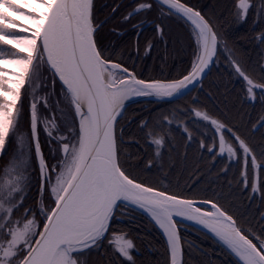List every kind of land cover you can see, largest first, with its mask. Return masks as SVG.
<instances>
[{
    "label": "snow or ice",
    "instance_id": "snow-or-ice-1",
    "mask_svg": "<svg viewBox=\"0 0 264 264\" xmlns=\"http://www.w3.org/2000/svg\"><path fill=\"white\" fill-rule=\"evenodd\" d=\"M132 3L136 6L123 17L126 22L141 12L156 10L189 24L194 47L187 74L173 80L138 79L103 45L100 32L106 21L96 22L94 0H0V158L9 157L0 167V264H91L89 254L105 240L118 257L134 264L133 240L112 227L121 205L145 212L162 230L169 264H186L177 218L206 229L240 264H264V224L253 227L241 222L219 199L198 202L161 190L142 181L122 159L119 121L126 101L139 96L172 99L187 95L201 84L221 42L216 25L188 0ZM232 7L233 15L243 21L252 10L264 13V0H233ZM156 28L162 33L159 25ZM257 39L264 42V33ZM147 47L150 51L152 45ZM230 63L245 82V99L264 103V62L259 65L260 74L234 59ZM41 69L50 73L53 85L59 83L62 99L55 106L49 102L53 92L35 95ZM25 96L30 97V135L20 127ZM38 106L59 114L41 119ZM188 111L210 131L190 127L189 121L180 119L188 115L181 109L140 122L154 159L163 160L166 145L172 144L173 128L182 130L188 144L195 140L200 150L211 154L213 163L218 157L225 159L222 173L239 163V183L251 195L264 197V140L254 142L206 110ZM41 123L47 158L39 140ZM251 127L253 131L264 127V115ZM34 165L39 172L35 210L24 207ZM152 166L149 160L147 168ZM21 209L23 215H18ZM259 220L264 221V212L259 213Z\"/></svg>",
    "mask_w": 264,
    "mask_h": 264
},
{
    "label": "trees",
    "instance_id": "trees-1",
    "mask_svg": "<svg viewBox=\"0 0 264 264\" xmlns=\"http://www.w3.org/2000/svg\"><path fill=\"white\" fill-rule=\"evenodd\" d=\"M188 2L216 25L233 59L242 67L255 69L256 73L260 74L259 65L264 62V42L257 37L264 33V13L252 10L247 18L241 21L233 15V0H188ZM135 6L132 0H110L102 7L104 9L102 15H106V22L101 29L100 37L107 51L114 54L117 62L122 59L124 66L143 78L177 79L181 74H186L191 66L194 47L189 24L175 16H162L156 10L145 12L148 14L146 18H143L142 12L129 21H124L123 17ZM97 8L96 6L94 10L96 16ZM113 8L117 10L113 12ZM142 20L160 23L162 33L157 31L155 24L132 28ZM110 28L120 30L121 34L109 32ZM149 43L152 48L146 54ZM244 84L245 82L237 77L226 55L220 50L216 64L208 76L199 87L187 95L172 102L151 101L130 105L119 121V127L123 129V140L127 141L122 145L123 152L124 145L127 151L122 159L133 166V170L141 180L147 179L145 164L148 150L152 147L145 143L144 133L139 127L140 122L158 117L160 114L170 115L175 109L188 107L206 110L211 116L230 126L238 127L242 133L252 137L254 142L264 140V127L258 131H253L251 127V123H255L260 115H264V103L259 100L254 104L248 102L245 99ZM27 109L28 106L24 109V117L27 115ZM175 115L180 114L175 113ZM188 120L190 127L197 124L201 131H210L203 122H197L193 118ZM171 135L179 136V139L185 141L180 157L185 154L184 160H190L185 163V167L181 162L173 177L180 188L184 187L185 192L178 189L172 190L175 188L172 184L167 185V190L188 198L219 199L225 207H229L231 212L240 218L241 222L259 227V212L258 210L256 212L255 207L259 198V203L263 204L264 197L255 196L250 199L248 195L245 196V193L243 196L242 184L239 181L238 184H234L232 178L235 175L240 176V164H232V168L237 166V169L235 168V173L229 177L228 171L221 172L226 163L224 158H219L216 163H213L211 154L200 150L195 140L189 145L181 130L173 128ZM132 140L138 143H130ZM7 157L0 158V167L7 164L9 159ZM196 175L200 176V181L203 182L193 187ZM190 185L191 188H189ZM129 213L131 215L125 222H119L115 218L112 227L118 228L124 225V228L129 231L138 251L134 254V264H168L166 240L157 227L142 212H133L129 209ZM187 227L188 231L180 232L185 244L186 264H240L212 236L194 226ZM189 245L192 247H188ZM95 257L97 264H133L118 257L105 242Z\"/></svg>",
    "mask_w": 264,
    "mask_h": 264
},
{
    "label": "rangeland",
    "instance_id": "rangeland-1",
    "mask_svg": "<svg viewBox=\"0 0 264 264\" xmlns=\"http://www.w3.org/2000/svg\"><path fill=\"white\" fill-rule=\"evenodd\" d=\"M109 2H110V0H94L95 9H96V6L98 7L97 8V16L95 14L96 19H97V23L106 21V17H105L106 15L105 14L102 15L103 12H104V9H102V7L104 5H106L107 3H109ZM143 13H144V14H142V15H144L143 18H146L148 14H145V12H143ZM151 24L154 25L155 23L152 22V21H144V20H142L139 23H136L135 25H133L132 28H134V26L135 27H145V26H148V25H151ZM157 25L160 26V23H156L155 24V26H157ZM160 28L162 29L161 26H160ZM109 32H113V33L116 32L118 35L121 34V31L120 30L119 31H116V30H113L112 28L109 29ZM159 33H161V32H159ZM220 50L226 55V57L228 58L229 63H230V61L233 60V57L231 55V51L225 45V43H224V41L222 39H221V42H220L219 47H218V52ZM148 52H149V50L147 48L146 51H145V53L148 54ZM217 56H218V53H217ZM217 56H216L214 65L216 64ZM130 71H133V70L130 69ZM136 76L139 77V78L145 79V80H173V79H163V78L162 79H160V78H150L149 79V78L140 77L137 74H136ZM34 87L36 89L35 95L36 96H39V97H45L49 92H53L54 94L51 97V100L49 102L51 104H53L54 106L56 105L57 101H59V100L62 99L59 96V88H60L59 83L57 82L55 85H53L52 84V78H51L50 73L44 71L43 69H41L40 77L34 83ZM29 92L31 93V89H29ZM258 94H260V93H258ZM29 99H30L29 96H25V98H24V109L26 108V106L29 105ZM151 101H157V102H172L174 100H166V99H159V98H145V99H140V100H134V101L129 102L126 105V109L130 105L135 104V103L145 104V103H148V102H151ZM60 107H63V105H60ZM126 109H125V111H126ZM189 109H193V108H191V107L189 108L188 107L186 109H181V110H184V111L188 112V115H187V117H184V116H180L179 115L180 116V119H186L187 121H189L188 120L189 118L190 119L193 118L192 117V113L190 111H188ZM38 110H39V115H40L41 119H43L45 117H48V118L51 119L52 117H54V116H56V115L59 114L56 111L45 110L43 107H40V106H38ZM26 111H28L27 112V115L21 121V126L20 127H21V131L22 132L28 133L30 135V111H29V107H28V109ZM65 111H66V109H65ZM125 111H124V113H125ZM57 122L59 123V121H57ZM196 125L197 124H194V126L198 128V125L197 126ZM38 129H39V139H40V142L42 144V149H43V152L45 153V156L47 158V156H48L47 137H46V134L43 131V124L42 123L40 125H38ZM171 138H172V144L171 145H166V152H165V154L163 156V160H161L160 158H155L154 159V149H153V147L150 148V150L147 149L148 150V154H147L146 164H145V166H146L145 167V172L146 173L145 172L144 173L147 174L148 176L147 177L144 176L147 179L142 180V181H145V182H147L149 184L158 185L161 190L167 189V185L168 184H172V186L175 187L172 190L176 191L175 189H178L179 191H184L185 192L184 187L183 188H180L179 185L176 184V182L173 179V177H174V173H176L178 171V168L181 165L180 163L182 162L183 163V167H185V163L188 162L190 159H188L187 161H185L184 160L185 154H183L182 157H180L181 156L180 154H182L183 142L185 143V141L182 140L181 138L179 139V136L175 137V136H172L171 135ZM124 142H127V141L124 140ZM124 153L125 154L127 153V151L125 149V145H124ZM7 158H9V157H7ZM219 158H221V157H218L217 159H219ZM217 159L215 160V163H216ZM149 160H153V166H152L151 169H148L147 168V163H148ZM51 162L52 163H55V161H51ZM161 163H163V167H161ZM34 168H35V171H31V173H30L32 175V177H33V182H32V186H31L30 190L27 192V199L25 201L24 207L25 208L31 207L32 209L35 210L36 207H37V205H38V202H39L38 184L36 183V181L38 179V176H39V172H38V166L34 165ZM235 168L237 169V166H235L234 168H232V164L229 166V170H228L229 177H232V174L235 173ZM240 168H241V166H240ZM262 175H264V173H262ZM250 176H251V174H250ZM195 177H197V178L194 179V181H193V184H192V185H194L193 187H197V184L203 182V181H200V176H197L196 175ZM232 179L234 180V184H238L239 175H235ZM152 180H154V181H152ZM189 188H191V185H190ZM241 189H242L243 196H244V193H245V196L248 195L250 197V195H251L250 194V189H244L243 186H241ZM255 196L261 197L260 194H255V195H251V198L252 197H255ZM185 198H188V197H185ZM190 199H203V198H191L190 197ZM259 202H260V198H259L258 202L256 203L257 206L255 207V210H256V212L258 210L259 213L260 212H264V202H262L263 204H261ZM44 204L45 205L50 204V200L47 197V193H45ZM246 208H248V205L247 204H246ZM244 209H245V207H244ZM18 215H23V209L20 210V213ZM130 215L131 214L129 213V209L128 208H125L123 205H121L120 209L116 213V218H117V221H119V222L120 221L121 222H125L127 220V218L130 217ZM146 216L152 221V223L157 227V229L159 230V232L162 234V236L166 240V237L163 234L162 230L155 224V222L151 219V217H149L148 215H146ZM261 224H264V221H260V224L259 225H261ZM112 225H113V223H112ZM189 225L190 224H187L185 222L179 221L178 222L179 231L180 232H181V230L188 231L189 228L187 226H189ZM114 229H120V230H122L123 232H125V233L128 234L129 238H131L129 231L124 228V225L123 226L120 225L118 228L117 227H114ZM180 235H181V233H180ZM182 240H183V237H182ZM215 240H217V239H215ZM104 242H105V244L107 246H109L107 240H105ZM219 243H221V242H219ZM99 250H93L89 254V259L91 261V264H97L96 261H95V258H96L95 256L98 254V251ZM135 253H138V251L136 250V247L133 250V255ZM234 258L238 261V259L235 256H234ZM126 262H128V261H126ZM130 263H132V262H130ZM168 264H169V255H168Z\"/></svg>",
    "mask_w": 264,
    "mask_h": 264
},
{
    "label": "water",
    "instance_id": "water-1",
    "mask_svg": "<svg viewBox=\"0 0 264 264\" xmlns=\"http://www.w3.org/2000/svg\"><path fill=\"white\" fill-rule=\"evenodd\" d=\"M218 47H219V45H218ZM218 53V52H217ZM215 63V62H214ZM214 63L212 64V65H210V67H209V69L206 71V74L204 75V77H203V79H202V81L207 77V75L209 74V72H210V70L212 69V67H213V65H214ZM138 79H142V78H139V77H137ZM145 80V79H144ZM199 85H197L195 88H197ZM195 88H193L192 90H194ZM191 90V91H192ZM191 91H189V92H191ZM183 97V96H182ZM179 98H181V97H179ZM179 98H172V99H166V100H177V99H179ZM40 140V139H39ZM41 143V142H40ZM41 147H42V145H41ZM43 150V149H42ZM188 199H190V198H188ZM194 200H196V201H203L204 199H194ZM139 211V210H138ZM140 212H142L143 214H146L145 212H143V211H140ZM146 215H148V214H146ZM149 216V215H148ZM150 217V216H149ZM177 220H178V222L179 221H181V222H185V223H187V224H190V225H192V226H195L196 228H198V229H200V230H202V231H204V232H206L207 234H209V235H211V236H213L211 233H209L206 229H203L201 226H199V225H197L194 221H189V220H185V219H182V218H177ZM179 228V227H178ZM180 232V231H179ZM214 237V236H213ZM215 238V237H214ZM216 239V238H215Z\"/></svg>",
    "mask_w": 264,
    "mask_h": 264
},
{
    "label": "bare ground",
    "instance_id": "bare-ground-1",
    "mask_svg": "<svg viewBox=\"0 0 264 264\" xmlns=\"http://www.w3.org/2000/svg\"><path fill=\"white\" fill-rule=\"evenodd\" d=\"M145 98H155V97H151V96H139V97H135V98H132L130 99L129 101H126V105L131 102V101H134V100H140V99H145Z\"/></svg>",
    "mask_w": 264,
    "mask_h": 264
},
{
    "label": "flooded vegetation",
    "instance_id": "flooded-vegetation-1",
    "mask_svg": "<svg viewBox=\"0 0 264 264\" xmlns=\"http://www.w3.org/2000/svg\"><path fill=\"white\" fill-rule=\"evenodd\" d=\"M42 145V144H41Z\"/></svg>",
    "mask_w": 264,
    "mask_h": 264
}]
</instances>
